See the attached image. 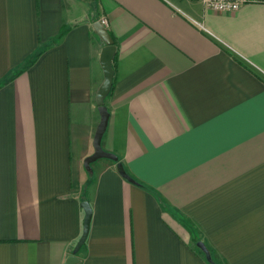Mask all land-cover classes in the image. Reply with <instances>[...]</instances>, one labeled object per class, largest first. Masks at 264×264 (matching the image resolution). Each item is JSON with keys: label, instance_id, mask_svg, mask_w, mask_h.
Here are the masks:
<instances>
[{"label": "crops", "instance_id": "0c3cea01", "mask_svg": "<svg viewBox=\"0 0 264 264\" xmlns=\"http://www.w3.org/2000/svg\"><path fill=\"white\" fill-rule=\"evenodd\" d=\"M104 18L102 147L138 183L84 164ZM84 200L77 264H264V0H0V264H64Z\"/></svg>", "mask_w": 264, "mask_h": 264}, {"label": "water", "instance_id": "95a60500", "mask_svg": "<svg viewBox=\"0 0 264 264\" xmlns=\"http://www.w3.org/2000/svg\"><path fill=\"white\" fill-rule=\"evenodd\" d=\"M94 29L96 33L104 40L105 46L103 47L101 54H100V63L104 72V80L101 83L98 92H97V103L99 106V113H100V122L97 126L95 137H94V152L90 156L86 157L84 160V164L87 169H91V164L95 162L98 159L101 158H108L113 161L117 162V168L118 171L128 180L133 181L131 176L126 172L124 165L122 162L119 161L118 156L114 153L108 152L103 149L102 147V137L106 131L110 113L105 105V99L111 92L113 81H114V57L116 53V45L114 44V40L112 38L111 33L105 27L101 21H97L94 23ZM82 207L85 211V218H84V229L83 233L79 239V241L76 244V247L72 254H70L64 264H77L80 261L79 256L77 253L81 249V247L84 245L88 238L89 230H90V222L92 218V208L88 200H84L81 203ZM198 247L201 248L206 258L211 261V254L207 246L204 244V242L199 241L197 243Z\"/></svg>", "mask_w": 264, "mask_h": 264}, {"label": "built area", "instance_id": "2783aa9c", "mask_svg": "<svg viewBox=\"0 0 264 264\" xmlns=\"http://www.w3.org/2000/svg\"><path fill=\"white\" fill-rule=\"evenodd\" d=\"M206 8L221 12H235L238 11L243 5L259 3L263 0H201ZM102 24L106 25L107 20L102 19Z\"/></svg>", "mask_w": 264, "mask_h": 264}, {"label": "trees", "instance_id": "16d2710c", "mask_svg": "<svg viewBox=\"0 0 264 264\" xmlns=\"http://www.w3.org/2000/svg\"><path fill=\"white\" fill-rule=\"evenodd\" d=\"M65 31V28H64V30H62V33L61 34H63V32ZM112 35V34H111ZM112 38H113V40H114V44L116 45L117 44V40L115 39V37L112 35ZM116 59H117V53H115V57H114V61H113V65H114V63L116 62ZM114 82V81H113ZM135 180H133V182H134ZM136 182V181H135ZM136 183H138V182H136Z\"/></svg>", "mask_w": 264, "mask_h": 264}]
</instances>
